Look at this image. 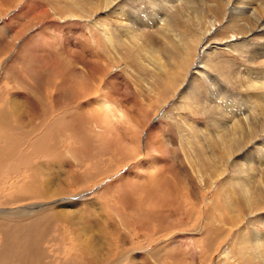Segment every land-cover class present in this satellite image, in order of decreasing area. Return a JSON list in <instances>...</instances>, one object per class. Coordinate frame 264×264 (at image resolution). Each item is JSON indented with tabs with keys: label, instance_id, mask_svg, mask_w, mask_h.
Here are the masks:
<instances>
[{
	"label": "rangeland",
	"instance_id": "obj_1",
	"mask_svg": "<svg viewBox=\"0 0 264 264\" xmlns=\"http://www.w3.org/2000/svg\"><path fill=\"white\" fill-rule=\"evenodd\" d=\"M74 1L76 10L70 14L71 9L61 7L71 0H0V99H33L39 106L28 109V120L21 118L23 123L29 119L38 123V128L27 127V134L20 124L18 129L10 126L9 135L8 130L0 132V202L27 196L0 210L33 214L53 204L60 210L70 209L68 221L79 218L80 227L72 229L59 220L43 230L42 246L51 245V254L61 261L73 257L75 264H143L135 257L144 256L147 250L153 256H144L145 264H244L232 251L244 252L249 258L245 245L240 244L247 239L264 251V225L260 224L264 209L252 213L237 209L238 203L230 208L224 205L228 198L242 201L254 189L264 192V0ZM86 2H93L99 12H86ZM64 35L71 37L69 44L81 60L71 58L64 65L53 54L51 61L57 62L60 71L40 68L33 53L41 40L50 52L55 46L58 57L65 49ZM77 40L85 41V47L80 48ZM183 56L192 60L180 70L188 59ZM195 60L206 61L208 67L194 74ZM58 63L67 66L66 71L70 66L78 72L89 88L88 96L70 92L69 88L81 85L66 87ZM161 64L176 69L183 82L169 89L168 98L155 85L170 71L161 69ZM191 82L197 85L199 97L192 107L186 98L180 100ZM104 97L115 113L120 111L116 117L121 119L115 117L110 128L99 130L86 110ZM204 108L211 112L202 113ZM150 135L160 143L148 141ZM152 159L156 167L160 165L154 176L160 187L149 186L153 176L138 191L122 182L130 172L151 168ZM37 168L41 173L34 182L30 175ZM46 180L51 182L46 184ZM156 191L163 194L164 202L150 204L149 197ZM42 193L55 197L37 198ZM215 193L222 207L217 209L216 221L219 247L201 235L206 222L191 223L194 213L200 211L199 217L205 207L210 209L207 205ZM236 219L243 220L238 227L233 226ZM179 230L183 237L178 235L174 243ZM240 232L247 234L240 237ZM85 234L96 243V234L100 235V255L79 249V240L87 243ZM190 239L195 241L193 247L187 244ZM203 245L204 252H198ZM259 250L256 262L264 264Z\"/></svg>",
	"mask_w": 264,
	"mask_h": 264
},
{
	"label": "bare ground",
	"instance_id": "obj_2",
	"mask_svg": "<svg viewBox=\"0 0 264 264\" xmlns=\"http://www.w3.org/2000/svg\"><path fill=\"white\" fill-rule=\"evenodd\" d=\"M66 1V0H65ZM71 1H74V0H71ZM127 1H129V0H127ZM127 1L125 0V2L127 3ZM132 2V1H131ZM106 3H107V1H106ZM129 3H130V1H129ZM128 3V4H129ZM108 5V4H107ZM112 5V4H111ZM61 7V6H60ZM95 7H97L93 2H90L89 4H88V2H86L84 5H83V9L87 12V11H92L91 9H95ZM62 9H64V10H69V8H68V4L66 3L65 4V6L64 7H61ZM61 8H59V6H57L56 7V10H58L59 12H61ZM118 10V9H117ZM57 11V12H58ZM95 11H96V9H95ZM98 12H99V7H98V10H97ZM97 11H96V13H97ZM70 14L73 12V11H68ZM90 12L88 13V14H90ZM93 12H94V10H93ZM56 13V12H55ZM83 14V13H82ZM57 15H58V13H57ZM116 15V14H115ZM88 16V15H87ZM110 16V15H109ZM116 16H118V15H116ZM128 16V15H127ZM128 17H130V16H128ZM120 18V17H119ZM108 20V19H107ZM118 21V20H117ZM111 22V21H110ZM120 22V21H119ZM118 22V23H119ZM233 22V21H232ZM117 24V23H116ZM237 24V23H236ZM120 25V24H119ZM170 25V24H169ZM238 25V24H237ZM239 27V26H238ZM109 28V27H108ZM236 29V28H235ZM105 30L107 31V30H109V29H106V27H105ZM110 32V30L109 31H107L106 33L108 34ZM68 35V34H67ZM67 35H64L65 36V39H63L64 40V44H65V46H64V51L62 52V54L60 53V55L61 56H58L57 57V53H56V51H55V46H52V48H53V50H51L52 52H50L49 51V47L47 46V44H46V42L45 41H43V40H41V42H40V44H39V47H37L36 49H35V51H34V53H33V59H34V61L35 62H37V63H40L41 65H42V67H40V68H44L45 70H49V69H51V66L53 67V69L55 70V71H57L58 70V68H59V66L58 65H56V64H54L56 61H60V62H63V64L64 65H66V64H70L69 63V61H70V59L71 58H75V61L77 60V59H79V53H77V52H75V49H74V46H72V45H70L69 44V42H70V39H71V34H70V36H67ZM67 36V37H66ZM113 37V36H112ZM104 38V37H103ZM110 39V38H109ZM192 39V38H191ZM75 40V39H74ZM91 40V39H90ZM72 42V41H71ZM74 42V41H73ZM77 43L76 44H78L79 46H80V48H81V46L84 48L85 46H83V44H84V42H82V41H80V40H77L76 41ZM99 42V41H98ZM130 42V41H129ZM135 42V41H134ZM187 44H188V46L190 45V43L189 42H187V41H185ZM103 43V42H102ZM183 43V42H182ZM186 43H184V44H186ZM193 44H195V43H193ZM192 44V45H193ZM183 47L185 46L186 47V45H182ZM194 46V45H193ZM62 47H63V45H62ZM117 47V46H116ZM130 47H132V46H130ZM185 47L183 48V49H185ZM192 46H190L189 48H191ZM77 49H78V47H77ZM118 49V48H117ZM84 50V49H83ZM85 50H86V48H85ZM90 50V49H89ZM134 50V49H133ZM188 49L186 48L185 49V51H187ZM77 51V50H76ZM180 51V50H179ZM91 51H89V53H90ZM182 52H184V51H182ZM53 54H55L56 55V61L54 62L53 61V63H52V58L54 59V56L52 57V55ZM94 54V53H93ZM175 54V53H174ZM191 54V53H190ZM91 55V54H90ZM93 56V55H92ZM180 56V55H179ZM195 56V55H194ZM31 57V56H30ZM86 57V56H85ZM183 57H185V58H187L188 56H183ZM77 58V59H76ZM87 58V57H86ZM72 60V59H71ZM79 60H81V59H79ZM191 60H192V58L190 57H188V59L185 61L186 62V64H184V65H182L181 67H178V69H180L181 70V68H186V67H189V65H190V62H191ZM197 60V59H196ZM195 60V63H194V65H193V67H192V69L194 70L195 69V67L194 66H196V71H194V74L196 73V74H199L200 72V70H205V68H207L208 67V64H206V61H204V60H198V62ZM194 61V60H193ZM192 61V62H193ZM57 63V62H56ZM66 63V64H65ZM93 63V62H92ZM204 63V64H203ZM59 64V63H58ZM95 64V63H94ZM188 64V65H187ZM193 64V63H192ZM204 66H203V65ZM60 65V68H63L62 70L63 71H61V74L63 75V78H65L64 80V82L66 83L65 85H66V87H68V85H72L74 88H76L78 85H81V87H79V88H76V89H71V88H69L70 89V92H72L73 94H77V95H80V94H85V95H89L87 92H89V88L88 87H86V82L85 83H83V82H81L80 81V79H79V75H77L78 74V72H75V71H72V68L70 67V66H68V68H69V70L68 71H66V67L64 68V65H63V67L61 66V64H59ZM95 66V65H94ZM160 68L161 69H163V70H165V69H169L170 71L169 72H167L166 73V75H165V77L163 78V79H158L157 81H155V85H157V87H159L160 88V90L163 92V96L164 97H166V98H168V92H169V89L171 90V91H173V90H175L176 88H177V85H179V86H182L183 85V82L182 81H179L180 80V78H179V76L180 75H178V73H177V71H176V69H173V67H171V68H166V66L164 65V64H161L160 65ZM64 69H65V71H64ZM189 69V68H188ZM216 69H218V68H216ZM143 70V69H142ZM58 71H60V69L58 70ZM186 71V70H185ZM198 71V72H197ZM204 74V73H203ZM199 78V77H198ZM168 79H169V81H168ZM194 79V78H193ZM149 80V79H148ZM199 80V79H198ZM204 80V79H203ZM259 81V80H258ZM212 83V82H211ZM65 85H64V87H65ZM206 85V84H205ZM196 86L197 85H193V82H191V84H190V87L188 88V90H186V94L183 96V95H181L180 96V100H182V98L183 99H187L188 101H190L191 103H192V105H191V107L193 106V104H195L196 102H197V99L199 98L197 95H198V89L196 90ZM154 87V86H153ZM156 87V88H157ZM202 87V86H201ZM13 90V89H12ZM200 90V89H199ZM3 91H5L4 89H2V92ZM7 91V90H6ZM5 91V92H6ZM155 93V92H154ZM262 93V92H261ZM1 96V95H0ZM106 96V95H105ZM10 97V96H9ZM88 98V97H87ZM205 98V97H204ZM6 99V98H5ZM82 99H84V98H82ZM91 99V98H90ZM90 99H89V101L88 100H86V101H88V102H90ZM206 99V98H205ZM211 99V98H210ZM91 100H93V99H91ZM193 100H195L194 102H193ZM211 101V100H210ZM209 101V102H210ZM166 104V103H165ZM213 104V103H212ZM85 105H87V104H85ZM201 105V104H200ZM89 107H87L89 110H86V111H88V112H86V114H88V115H92L93 116V118L96 120V124H97V126H98V129L99 130H105V129H107V128H110L111 126H112V121H113V119L118 115V116H121L120 115V111H118V110H116L117 111V113H115L114 111H113V108L111 107L112 106V104H111V102H109L105 97L104 98H102L101 100H99L98 102H97V104L96 105H92V102H91V104H89L88 105ZM37 107H39L38 106V104L33 100V99H26V100H18V99H16V98H14V99H8V101L7 100H4V99H0V132L1 131H5V130H8L9 128H10V126H13V127H15V128H19V126H20V124H22V125H25V127H24V131H23V133L25 132V133H27L28 134V132H27V127H29L30 129L32 128H38V123H35V124H33V122H32V120L31 119H29V121H30V123H29V121L28 122H26V123H23L22 122V117L23 118H26V116H30L31 117V115H29L28 114V109H29V111H31L33 108H37ZM85 107V106H84ZM66 108V107H65ZM4 109H8L9 111L8 112H6V111H4ZM85 109V108H84ZM187 109V108H186ZM190 109V108H189ZM206 108H204L202 111V113H204V114H207L208 112H211V111H206L205 110ZM46 110V109H45ZM53 110V109H52ZM208 110V109H207ZM212 110V109H211ZM214 110V109H213ZM190 112V111H189ZM214 112V111H213ZM212 112V113H213ZM33 113V112H32ZM193 113V112H192ZM70 114V113H69ZM6 115L7 116H9V117H6ZM196 115V114H195ZM62 116V115H61ZM36 117V116H35ZM10 118L12 119V121L10 120ZM59 118V117H58ZM117 118L118 117H116V120H117ZM62 119V118H61ZM118 119H121V118H118ZM26 120H28L27 118H26ZM55 120H56V118H55ZM62 120H64V119H62ZM47 121V120H46ZM50 121V120H49ZM48 121V122H49ZM53 121V120H52ZM24 122H25V120H24ZM61 122V121H60ZM59 122V123H60ZM46 122H44V124H45ZM52 122H50V124H51ZM28 125V126H27ZM49 125V124H48ZM55 125V124H54ZM94 127L95 128H97L95 125H94ZM12 128V127H11ZM17 128V129H18ZM21 128V127H20ZM29 129V130H30ZM48 130V129H47ZM185 130V129H184ZM192 130H194V128L192 129ZM3 131V132H4ZM15 131V130H14ZM17 132H20V130L18 131V130H16ZM31 131V130H30ZM36 131V130H35ZM49 131V130H48ZM7 132V131H6ZM22 132V131H21ZM51 132V131H50ZM11 133V131H9L8 130V135ZM45 133H46V131H45ZM5 133H3V135H4ZM32 133H30L29 135H31ZM191 134H192V132H191ZM190 134V135H191ZM1 135V134H0ZM6 135V134H5ZM45 135V134H44ZM189 135V134H188ZM193 135H196L195 133L193 134ZM18 136V135H17ZM50 136V135H49ZM1 137H2V135H1ZM7 137V136H6ZM12 137V136H11ZM40 137H41V135H40ZM46 137V136H45ZM150 138H148V141H153V140H155V141H157V143H160V141H158L157 140V137H155V136H149ZM8 138V137H7ZM2 139H4V138H2ZM9 139V138H8ZM11 139V138H10ZM14 139H16V138H14ZM13 139V140H14ZM23 139V138H22ZM191 139V138H190ZM24 140V139H23ZM47 140V139H46ZM182 140V139H181ZM6 141V140H5ZM0 142H1V140H0ZM8 142V141H7ZM11 142H13V141H11ZM16 142V140L14 141V143ZM20 142V141H19ZM23 142V141H22ZM39 141H37V143H38ZM40 143V142H39ZM45 143V142H44ZM46 143H48L47 141H46ZM148 143V142H147ZM156 143V142H155ZM36 144V143H35ZM161 144H163V142H161ZM17 145V144H16ZM34 145V144H33ZM39 145V144H38ZM41 146L43 145V144H40ZM46 145V144H45ZM6 146V145H5ZM8 146V145H7ZM150 146V145H149ZM13 147V146H12ZM39 147V146H38ZM1 148L2 147H0V150H1ZM4 148V147H3ZM11 148V147H10ZM22 148V147H21ZM160 148V147H159ZM7 149V148H6ZM3 150V149H2ZM149 150V149H148ZM2 155V154H1ZM12 157V156H11ZM26 157V156H25ZM156 160V159H155ZM4 162V161H3ZM156 161H154L153 159L151 160V165H150V167L151 168H148L147 170H144V169H139L138 170V172H134L133 171V173H134V177H133V173L132 172H130L129 174L130 175H126L125 176V179H127V180H125L124 178L122 179V180H124V181H122V182H127V184L129 185V186H132V188H133V190H136V191H138V189L140 190V188H142V182L143 183H151V177L153 176V182L149 185L150 187L151 186H153V187H155V188H157V187H160V182L159 181H157V179H159L158 177H154L155 176V174L157 173V171H156V168H158V165H157V167H156V163H155ZM209 163V167H212L213 166V164H212V162L211 161H209L208 162ZM5 164V163H4ZM10 164V163H9ZM28 164V163H27ZM15 167V166H14ZM159 167H160V165H159ZM205 168V170H209L210 168ZM162 168V167H161ZM32 169V168H31ZM11 170V169H10ZM155 170V172H153ZM34 172H33V175H32V177H31V175H30V179H32V181L34 180V182H35V180L36 179H38V177H39V174L41 173V170L39 169V168H37L36 170H33ZM161 171V170H160ZM146 173H148V174H150L151 176H150V178H149V176L146 174ZM239 173H241L240 171H239ZM132 175V176H131ZM137 177L139 178L138 180H137ZM55 178V177H54ZM53 180V179H52ZM31 181V182H32ZM30 182V183H31ZM51 181L50 180H46V184L47 183H50ZM38 183V182H37ZM40 183V182H39ZM32 184H33V182H32ZM13 185V184H12ZM33 185H35V184H33ZM32 185V186H33ZM211 186V188H212V185H209L208 187H210ZM145 187V186H144ZM223 188V187H222ZM226 187L224 186V189H225ZM34 189V188H33ZM153 189V188H152ZM23 190V189H22ZM159 190V189H158ZM223 190V189H222ZM226 190V189H225ZM58 192V191H57ZM57 192H56V194H57ZM146 192V191H145ZM158 191H156L155 192V199H154V195L153 196H150L149 198H150V204H152V201H154L155 202V200H157V202H164V198H163V194L162 193H157ZM225 192V191H224ZM37 194H39V191H38V193ZM139 194V193H138ZM141 194V193H140ZM152 194H153V192H152ZM44 193H42V195H38L39 197H37V198H39V199H42V200H51L52 198L54 199V195H53V193H46L44 196ZM143 195H145V193H143ZM207 194H205V196H206ZM215 195H216V197H215ZM230 195V194H229ZM26 196V194H23V195H18V196H15V197H9V198H6V199H4V201L3 202H0V207H4V206H8V205H13V204H15V203H19V202H21V201H24L26 198H27V196ZM41 196H43V197H41ZM57 196V195H56ZM203 196V195H202ZM201 196V198H203ZM204 196V197H205ZM218 196L219 195H217V193H215V194H213V196H212V200H213V202H211V204H208L207 205V208H208V206L210 205V209H205L204 208V214H202V213H200V214H202L201 216H199L198 217V215H199V212L200 211H195L196 213H194L192 216H191V214H190V216L192 217V224H195L196 222H198V221H202V222H206L207 223V225H203L202 226V236H205L206 237V240H207V243L208 244H212L214 247H217L219 244L217 243V241H218V239H219V235H220V233H219V231H218V223L216 222L217 221V219H218V214H217V209H218V207H221L220 206V204H219V202H218ZM166 197V196H165ZM230 197H231V195H230ZM235 197V196H234ZM144 198V197H143ZM147 198V197H146ZM227 198V197H226ZM30 199V198H29ZM243 200L242 201H236V200H233V199H227V200H229V201H227L226 199V202H225V200H224V205L226 206V207H229L230 208V206L232 207V205H235V203H238V205H239V207L237 208V209H239V210H250L252 213H254V212H256V211H262V209H264V192H260V190H256V189H254V192L253 193H251L250 195H249V193H248V195L246 196V197H244L243 196V198H242ZM27 200V199H26ZM86 200V199H85ZM146 200V199H145ZM148 200V199H147ZM160 200V201H159ZM166 200V199H165ZM238 200V199H237ZM94 202V201H93ZM148 202V201H147ZM146 202V203H147ZM197 202V201H196ZM148 204V203H147ZM222 204V203H221ZM54 205V207L52 206V207H50L49 209H48V207L47 208H45V209H43V210H36L35 212H32L33 214H31V215H33V216H31L30 214H24L23 212H17L15 215L13 214V213H11V212H6V211H4V210H0V238H3V243L2 244H0V264H58V262H61V264H70V262L72 261L73 262V264H75V262H74V258L73 257H69L68 259H66L65 261H61L57 256H55V255H52L51 254V251L53 250V247L51 246V245H48V247H46V246H42V244H45V241H42L43 240V230H45V229H49L50 228V226H56V223L59 221V220H61V221H66V222H68L69 223V225H70V227L73 229V227H80L79 226V218H76V222H74V221H68V217L69 216H71L72 215V212H69V210H66V208L64 209V210H60V209H58V207H55L56 205L55 204H53ZM62 205V204H61ZM60 205V206H61ZM77 205H79V203L77 204ZM81 206H82V204H81ZM237 206V205H236ZM65 207V206H64ZM63 206L62 207H60V208H64ZM222 208V207H221ZM57 209V210H56ZM226 209H228V208H226ZM234 209V208H233ZM230 210V211H235L236 210V208L234 209V210ZM201 210V209H200ZM215 210V212H213ZM229 210V209H228ZM45 211H47V212H45ZM72 211V210H71ZM202 211V210H201ZM29 212V211H28ZM31 212V211H30ZM43 212V213H42ZM74 212V211H73ZM20 213H22V215L20 214ZM142 214V213H141ZM224 214V213H223ZM27 216V217H26ZM224 217H225V215H224ZM237 217V216H236ZM21 218H24L25 219V221H24V219H22L21 220ZM28 218V219H27ZM183 218V217H182ZM237 218H239V217H237ZM27 219V220H26ZM69 219H70V217H69ZM187 219H189V218H187ZM238 219H236L234 222H233V226L234 227H238V224H240V223H242L243 222V220H241V221H237ZM24 221V222H23ZM188 221V220H187ZM186 221V223L184 222V224L185 225H187V227H188V222ZM190 221V220H189ZM224 221V220H223ZM56 222V223H55ZM224 222H226V220L224 221ZM228 222V221H227ZM239 222V223H238ZM55 223V224H54ZM221 224V223H220ZM230 224V223H229ZM260 224H262V225H264V221L263 222H261ZM225 225H226V223H225ZM228 225V224H227ZM73 226V227H72ZM194 226V225H193ZM231 227H232V224L230 225ZM233 227V228H234ZM184 227L182 226V229H183ZM185 228H186V226H185ZM183 229V231L184 230H186V229ZM181 229V228H180ZM58 230V229H57ZM92 230H94L95 232H96V227H93V229ZM59 231V230H58ZM87 231H88V229H87ZM86 231V232H87ZM201 231V230H200ZM186 232V231H185ZM184 232V233H185ZM73 233V231L72 230H70V233H69V235H71ZM83 233V232H82ZM201 233V232H200ZM259 234L260 235V233L259 232H257V230H256V232H255V234ZM224 234V233H223ZM222 234V235H223ZM239 234V236L240 237H243L244 235H246L247 233L245 232L244 234H242L241 232L240 233H238ZM254 234V235H255ZM257 234V235H258ZM178 235H182V237H183V233L182 232H180V230L176 233V235L175 236H173L174 237V239L173 238H171V239H173V241L172 242H174L175 243V239H177L178 237H180V236H178ZM178 236V237H177ZM224 236V235H223ZM119 237H121V236H119ZM262 237H263V241H264V234H262ZM86 241H87V243L86 244H84V243H82L80 240L78 241V247H79V249L81 250V248H85V249H88V250H90L92 253H94V254H98V255H100V243L101 242H98V240H100V235H97L96 234V238L98 239L97 240V243L94 241V240H91L90 238H88L87 237V235L85 234L84 235V237H83ZM186 238V237H185ZM194 238V237H193ZM237 239L239 238L238 236L236 237ZM252 238V237H251ZM254 238H256V237H254ZM196 239H197V237H196ZM199 239V238H198ZM171 241V240H170ZM186 241V240H185ZM241 241V240H240ZM255 241H256V239H255ZM171 242V243H172ZM195 241L193 240V239H190V240H188V242H187V244H188V246L189 247H193V243H194ZM242 242V241H241ZM240 243V242H239ZM99 244V245H98ZM102 244V243H101ZM150 244V243H149ZM147 245V246H150V245ZM197 244H202V243H197ZM240 244H243V245H245V249L246 250H248V252H247V255H249L250 257L249 258H247L246 256H245V254H244V252H236V253H234L233 251H232V255L234 254L235 255V258H237L238 260H241L244 264H258L257 262H256V257L257 256H255V254H256V252L258 253V250H259V245L257 246V242H256V244L254 243V240H246V241H244V242H242V243H240ZM262 244V243H261ZM264 244V243H263ZM263 244L260 246L261 248H262V246H263ZM104 245V244H103ZM175 246H176V244H175ZM174 246V247H175ZM201 246V245H200ZM247 246H249V247H247ZM70 247V246H69ZM219 247V246H218ZM232 247H233V245H232ZM72 248V247H71ZM73 249V248H72ZM126 249V248H125ZM199 251L198 252H204V249H205V247H204V245L201 247V248H197ZM210 250H212V249H214L213 247H212V249L211 248H209ZM158 250V249H157ZM174 250V249H173ZM233 250V249H232ZM263 250V249H262ZM82 251H83V249H82ZM152 250H147L146 251V253H145V255L144 256H146V258H148L149 259V255H151V256H153V254H151L150 252H151ZM154 251V250H153ZM159 251V250H158ZM175 251H176V249H175ZM243 251V250H242ZM86 252V251H85ZM89 252V251H88ZM197 252V253H198ZM110 253V252H109ZM195 253V252H194ZM225 253V252H224ZM112 254V253H111ZM108 256L110 255V254H107ZM231 255V256H232ZM258 255V254H257ZM259 255L261 256V258H263L264 259V251H261V250H259ZM81 256V255H80ZM92 256V255H91ZM108 256H106V257H108ZM115 256H117L116 255V253H113V257H115ZM144 256H136L135 257V259H137V261H142V263L143 264H145V257ZM203 256H204V254H203ZM225 256H226V260H228L227 258H228V256H229V254L226 252V254H225ZM112 257V256H111ZM96 258V257H95ZM110 258V257H109ZM122 258V257H121ZM120 258V259H121ZM210 258V257H209ZM221 258V257H220ZM259 258V257H258ZM103 259V258H102ZM119 259V260H120ZM224 259V258H223ZM232 259H233V256H232ZM226 260H225V262H226ZM212 261V260H211ZM78 262V261H77ZM82 262V261H81ZM132 262V261H131ZM261 262V261H260ZM263 262V261H262ZM82 264H83V262H82ZM231 264V263H230Z\"/></svg>",
	"mask_w": 264,
	"mask_h": 264
},
{
	"label": "crops",
	"instance_id": "obj_3",
	"mask_svg": "<svg viewBox=\"0 0 264 264\" xmlns=\"http://www.w3.org/2000/svg\"><path fill=\"white\" fill-rule=\"evenodd\" d=\"M68 4V3H67ZM68 8L71 9V11H75L76 10V6H75V1L71 2L70 4H68ZM47 72H54L55 70L53 69V67L51 66V69L46 70ZM60 76L63 77V75L60 73Z\"/></svg>",
	"mask_w": 264,
	"mask_h": 264
}]
</instances>
